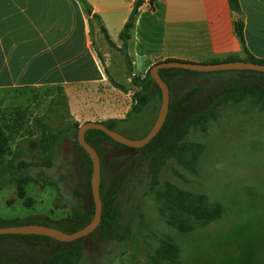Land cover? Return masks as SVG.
I'll return each instance as SVG.
<instances>
[{
  "label": "rangeland",
  "instance_id": "1",
  "mask_svg": "<svg viewBox=\"0 0 264 264\" xmlns=\"http://www.w3.org/2000/svg\"><path fill=\"white\" fill-rule=\"evenodd\" d=\"M228 58L245 62V58L238 56ZM226 60L191 63L220 64ZM239 72L184 71L186 82L177 93L199 86L217 96L229 90L235 96V84L243 80ZM251 79L264 87V78ZM128 86L136 91L132 83ZM62 97L60 93L46 91L0 94V123L10 137L13 151L22 150L0 190V220L10 225H51L64 232L63 221L74 212L85 210L89 164L77 145L78 133L87 123L83 120L94 118L90 122L101 123L98 121L101 117L94 114L98 109L75 108L70 112L67 104L60 107L58 118L53 103ZM161 103L154 88L151 101L141 113L126 114L124 106L121 114L126 122L119 124L115 132L129 140L145 137L157 120ZM44 123H49L53 134L60 138L51 159L41 147L45 141L41 128ZM181 144L183 162L174 155H163L155 164L153 160H144L140 151L134 158L120 157L127 164L116 167L114 176L121 177L131 170V176L119 189L125 220L117 229L115 241L109 238L100 241L99 234L84 238L78 264H152L154 251L168 237L179 248V264H264V104L254 103L251 98L240 102L228 100L219 108L216 120H209L205 132L192 128ZM195 152L198 156L194 161ZM147 154L152 155V150H147ZM19 162L29 166L19 168ZM22 171L34 178L27 186V196L34 200L32 207L25 206L17 196L14 177ZM111 175L104 174L101 182L104 188L110 186ZM169 183L183 191L204 195L210 206L220 205L222 216L205 226L194 220L190 232L181 233L169 226L158 211L155 195V191H163ZM3 240L0 249L14 246L26 249L27 244L55 248L51 242L18 237Z\"/></svg>",
  "mask_w": 264,
  "mask_h": 264
},
{
  "label": "crops",
  "instance_id": "2",
  "mask_svg": "<svg viewBox=\"0 0 264 264\" xmlns=\"http://www.w3.org/2000/svg\"><path fill=\"white\" fill-rule=\"evenodd\" d=\"M238 1L240 16L229 0H157L140 7L128 64L121 34L139 0H0V94L57 92L70 112L95 108L101 123L123 120V107L129 114L134 105L132 77H145L156 64L246 58L237 18L248 53L264 61V0Z\"/></svg>",
  "mask_w": 264,
  "mask_h": 264
},
{
  "label": "trees",
  "instance_id": "3",
  "mask_svg": "<svg viewBox=\"0 0 264 264\" xmlns=\"http://www.w3.org/2000/svg\"><path fill=\"white\" fill-rule=\"evenodd\" d=\"M232 11L240 16V5L238 0H229ZM142 2H138L134 9L128 23L125 25L124 30L121 34V40L124 45L121 49V53L125 56L126 61L129 63V58L126 54L127 43L130 39V33L134 27L136 15ZM244 22L237 18L234 23V29L236 36L241 42L244 52L246 54L245 62H252L255 64H264V61L254 58L248 53L245 44L244 36ZM101 31L105 35L108 44L115 48L113 42H111L106 30L101 26ZM236 59L227 57L225 63L236 62ZM185 70H161L160 76L168 84L171 91V102L169 107V113L167 120L159 133V135L146 147L139 151L144 154V160H153L157 164V160L163 155L165 157L174 155L179 161L183 160L180 158V152L183 151L181 141L189 134L192 128L205 132L206 125L210 119L216 120L219 108L222 107L228 100L234 102H240L245 99L251 98L254 103L264 104V87L252 81L253 77L264 78V74L249 71H240V76L243 80L237 82L233 92L231 90L224 91L221 95L217 96L214 92L209 89L202 87L194 88L191 90H185L182 94H178L179 89L183 87V81L186 80L182 75ZM193 74H208V73H197ZM172 79V82H171ZM173 83V84H172ZM182 84V85H181ZM132 85L136 88L133 96L134 105L131 113H141L143 109L151 101L152 92L154 88L158 91L161 101V91L153 81L150 71L145 77H132ZM121 90L126 91L124 87L118 86ZM174 92L176 94H174ZM52 106V105H51ZM67 106V100L62 97L58 103H53L54 113L58 118H61V108ZM56 107V109H55ZM68 107V106H67ZM131 116V115H130ZM129 116V117H130ZM125 120H109L103 122L107 128L115 131L119 124L124 123ZM42 134L45 137V141L42 142L41 147L45 153L48 154V158H52V152L59 142V136L54 135L49 123L41 124ZM79 128V125L76 126ZM86 142L91 145L94 149V143H105L114 144L121 146L120 144L113 141L105 133L99 130H91L86 134ZM79 149L84 153L87 159L89 167L86 169L88 181L87 191H91V178H92V162L89 155L84 151L79 142L77 143ZM152 150V155L147 154V150ZM22 154L21 148L17 150L12 149L11 140L5 129L0 123V190L5 184L8 170L12 166L13 162H16ZM198 153L195 152L193 160L197 159ZM152 156V157H151ZM19 168H27L29 165L25 162L18 163ZM134 163L131 164V169L134 167ZM13 167V166H12ZM14 168V167H13ZM131 176V170L125 171L121 177H113L110 186L104 188L101 184V200L103 205L102 211V222L97 230L92 233L89 237L100 235V241H105L109 238L115 241L117 237L118 228L122 224L125 218L122 215L121 205L119 203V194L121 184L125 183L126 179ZM124 177V178H123ZM14 181L17 187V196L21 199L25 206L32 207L34 200L27 196V186L34 182V178L24 171L17 174L14 177ZM156 201L158 204V211L162 217H164L169 226L177 229L179 232H190L193 229L192 221L196 220L201 226L208 225L209 223L218 220L222 216V208L216 204L210 206L207 203L206 197L201 194L190 193L181 190L174 184H167L163 191H155ZM94 218V209L90 210L88 204V196L86 198V207L83 211H76L74 214L63 221L66 224L65 233L72 234L84 227H86ZM62 223V222H61ZM24 226V225H15ZM10 225L8 222L0 220V228L15 227ZM52 227L51 225H43ZM59 229V228H57ZM127 235L126 237H128ZM5 237H18L22 240H37L43 242H51L55 245L54 249H50L49 246H35L33 244H27L28 248L22 246H14L15 248H1L0 249V264H78L79 258L82 254V248L80 243L83 239H80L71 243H61L51 238L42 236H15L7 235L0 236V242L2 243ZM125 237V239H126ZM120 239H124V236H120ZM72 246V249H67ZM73 258H77L75 262ZM152 264H179V248L173 242L172 238H166L160 242L159 247L154 251L151 257Z\"/></svg>",
  "mask_w": 264,
  "mask_h": 264
},
{
  "label": "water",
  "instance_id": "4",
  "mask_svg": "<svg viewBox=\"0 0 264 264\" xmlns=\"http://www.w3.org/2000/svg\"><path fill=\"white\" fill-rule=\"evenodd\" d=\"M178 69L197 73H219V72H232V71H249L264 74V64H255L252 62H231L220 64H194L179 61L161 62L153 66L150 70L151 77L155 84L161 91L162 103L159 114L155 124L150 132L143 138L138 140H129L121 134L110 130L102 123L87 122L79 129L78 142L84 151L89 155L92 162V178H91V191L88 194V204L92 211L94 209L93 220L83 229L68 234L59 229L51 228L43 225H24L15 227L0 228V236L16 235V236H42L51 238L61 243H71L80 239L86 238L94 233L102 222L103 205L101 200V159L91 145L86 142V134L91 130H99L105 133L109 138L118 144H121L132 151L140 150L151 143L161 132L169 113L171 102V92L168 84L160 76L161 70Z\"/></svg>",
  "mask_w": 264,
  "mask_h": 264
},
{
  "label": "flooded vegetation",
  "instance_id": "5",
  "mask_svg": "<svg viewBox=\"0 0 264 264\" xmlns=\"http://www.w3.org/2000/svg\"><path fill=\"white\" fill-rule=\"evenodd\" d=\"M93 145L101 159L102 180L105 173H110L112 174V177H115V168L117 167V169H119L120 167H124L127 164L124 159H121L120 157L127 156L128 158H134L139 152V150L132 151L121 144V146L116 147L114 144L105 143H94Z\"/></svg>",
  "mask_w": 264,
  "mask_h": 264
},
{
  "label": "built area",
  "instance_id": "6",
  "mask_svg": "<svg viewBox=\"0 0 264 264\" xmlns=\"http://www.w3.org/2000/svg\"><path fill=\"white\" fill-rule=\"evenodd\" d=\"M139 1L142 2L140 7H146L148 9V8H151L152 3L157 0H139Z\"/></svg>",
  "mask_w": 264,
  "mask_h": 264
}]
</instances>
